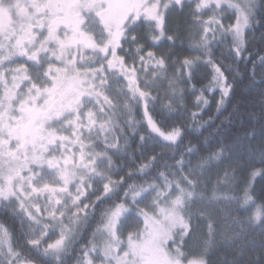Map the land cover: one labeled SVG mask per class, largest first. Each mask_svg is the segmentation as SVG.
Returning <instances> with one entry per match:
<instances>
[{"label": "snow or ice", "instance_id": "snow-or-ice-1", "mask_svg": "<svg viewBox=\"0 0 264 264\" xmlns=\"http://www.w3.org/2000/svg\"><path fill=\"white\" fill-rule=\"evenodd\" d=\"M257 178L264 0H0V264H264Z\"/></svg>", "mask_w": 264, "mask_h": 264}, {"label": "trees", "instance_id": "trees-1", "mask_svg": "<svg viewBox=\"0 0 264 264\" xmlns=\"http://www.w3.org/2000/svg\"><path fill=\"white\" fill-rule=\"evenodd\" d=\"M227 23V21H226ZM259 36V33L257 32V37ZM259 46V41L257 40L254 44L250 45V47H257ZM163 50V49H161ZM177 51H183L181 49H178ZM185 55H191V56H195L197 55L196 52H191V53H188V52H184ZM206 83V81H205ZM197 87H199V85H197ZM248 96V89L244 87V84H241L239 85L237 88H236V91H235V94L233 95V98H232V101L231 103H229L226 107L228 109L227 112L224 113L225 116L228 115V112H231L233 111L234 109H236L238 106L240 107V111H243V104L246 100ZM208 98L211 100L212 99V95L211 93L208 94ZM219 98V93L218 91L216 92V99ZM192 100H194V97H190L189 98V101L191 102ZM189 107L191 108V103H189ZM215 111V104H214V101H213V106H212V109H211V112H214ZM208 115L209 113H205L204 115V118L207 119L208 118ZM221 119H223V117H221ZM217 123H219V121H217ZM208 133L205 132L204 135L206 136ZM201 140H203V137H201ZM264 187V180H261L260 178H257V181H256V191L259 192L261 190V188ZM232 195H236V196H242V192L239 190V189H236L233 193H231ZM196 256L198 257V253L196 250H193L191 253H190V256Z\"/></svg>", "mask_w": 264, "mask_h": 264}, {"label": "rangeland", "instance_id": "rangeland-1", "mask_svg": "<svg viewBox=\"0 0 264 264\" xmlns=\"http://www.w3.org/2000/svg\"><path fill=\"white\" fill-rule=\"evenodd\" d=\"M225 23H226V21H225ZM189 258H191V259H195V258H198V257H196V256H190Z\"/></svg>", "mask_w": 264, "mask_h": 264}]
</instances>
